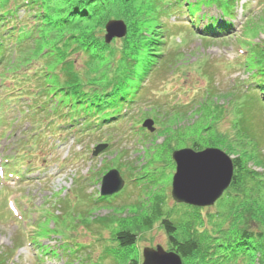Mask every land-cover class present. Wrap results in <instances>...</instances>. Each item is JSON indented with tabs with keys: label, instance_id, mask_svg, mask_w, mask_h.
<instances>
[{
	"label": "rangeland",
	"instance_id": "1",
	"mask_svg": "<svg viewBox=\"0 0 264 264\" xmlns=\"http://www.w3.org/2000/svg\"><path fill=\"white\" fill-rule=\"evenodd\" d=\"M234 2L236 9L227 6L228 13L215 3L201 8L204 25L212 19L223 23L221 17L226 16V21L232 20L227 34L211 38L191 33L190 25L178 22L179 18H163L166 26L174 24L166 36L165 61L153 68L137 94L143 97L142 103H151L144 111L140 103L128 104L124 110L129 113L133 107L139 116L153 118L156 129L163 128L150 143L144 139L146 132L136 131L135 137L118 121L85 135L79 143L74 136L60 141L47 127L32 129L29 121L19 118V109L9 111L4 125L7 113L1 110L12 109L0 93V113L4 114L0 116V167L8 176L0 174V262L141 264L146 246L168 249L161 218L150 229L132 226L138 233L132 248L113 238L131 219L139 221L146 215L156 200L177 222L184 211L194 212L172 198L176 169L172 148L192 147L197 142L199 149L218 147L235 158L243 155L236 143L240 142L251 151L246 156L249 166L264 172V99L257 86L260 78L251 79L255 69L250 70L256 44L264 41V0ZM221 4L225 7L226 0ZM103 33L105 24L100 29ZM120 39L112 40L118 48ZM84 63L79 56L75 66L82 70ZM96 100V115L101 118L122 111L120 106L109 105L111 97ZM54 123L66 126L59 118ZM101 142L109 146L93 157L94 148L104 145ZM229 147L234 151L228 152ZM252 156L263 166L250 160ZM111 166L120 171L125 185L119 193L101 197L103 172ZM211 207L213 212L222 210ZM215 249L208 259L194 260L198 264H242L241 256H223V246Z\"/></svg>",
	"mask_w": 264,
	"mask_h": 264
},
{
	"label": "trees",
	"instance_id": "2",
	"mask_svg": "<svg viewBox=\"0 0 264 264\" xmlns=\"http://www.w3.org/2000/svg\"><path fill=\"white\" fill-rule=\"evenodd\" d=\"M154 1L0 0V93L12 109L1 110L7 113L5 117L9 111L19 109L20 117L29 121L32 129L47 127L52 135L64 139L74 136L77 142L115 121L118 125L130 123L134 132L143 130V117L137 113L133 116V107L130 116L124 114V110L128 104L140 103L144 109L149 103H142L143 97L137 98V94L148 83L153 68L158 69L165 61L166 36L174 24L166 26L163 18H179L178 22L190 25L191 33L214 37L227 31L224 25L230 26L231 20L226 21V16L221 17L223 23L212 19L204 25L201 22L204 16H200L199 11L215 3L217 9L228 13L236 4L234 0H226L225 7L222 0ZM183 14L189 18H182ZM112 19H122L130 26L120 39L119 48L105 41V33L100 34L101 26ZM255 50L251 64L255 72L251 79L260 78L257 86L264 99V41L256 44ZM79 56L85 61L82 70L75 66ZM3 86L8 89H2ZM107 97H111L109 105L120 106L122 111L117 116L101 118L96 115L94 105L96 99ZM1 115L4 117L3 113ZM5 117L4 125H7ZM56 118L66 126L55 124ZM156 131L163 133V128ZM152 135L148 134L146 139ZM236 143L243 155L234 158L236 171L231 188L215 204L222 210L213 212L212 207L181 204L194 212L184 211L182 220L177 222L170 216L171 211L159 206L161 201L156 200L139 221L131 219L127 227L117 230L114 239L132 248L138 240L132 226L138 224L150 229L153 222L161 218L168 249L178 253L185 264L189 261L198 264L194 258L208 259L217 251L213 248L221 246L223 256L231 253L241 256L242 264H264V172L249 166L246 156L251 151L243 143ZM199 145L195 142L192 147L199 149ZM181 147L185 146L177 148ZM226 150L234 151L230 147ZM250 160L263 166L256 157ZM226 195L230 196L226 198ZM251 221L255 222V227ZM0 264H7V260Z\"/></svg>",
	"mask_w": 264,
	"mask_h": 264
},
{
	"label": "water",
	"instance_id": "3",
	"mask_svg": "<svg viewBox=\"0 0 264 264\" xmlns=\"http://www.w3.org/2000/svg\"><path fill=\"white\" fill-rule=\"evenodd\" d=\"M105 40L110 43L114 37L122 38L127 34V25L122 19H112L106 23ZM145 125L152 127L153 121ZM103 145L96 148L97 155ZM177 171L173 177L172 196L179 203L197 207L211 206L223 195L234 177V161L224 150L208 147L197 151L182 148L173 152ZM124 180L117 169L110 170L102 181V194L111 195L120 191ZM142 264H183L182 257L162 245L147 246L143 250Z\"/></svg>",
	"mask_w": 264,
	"mask_h": 264
}]
</instances>
